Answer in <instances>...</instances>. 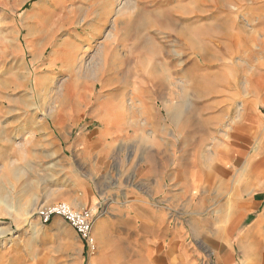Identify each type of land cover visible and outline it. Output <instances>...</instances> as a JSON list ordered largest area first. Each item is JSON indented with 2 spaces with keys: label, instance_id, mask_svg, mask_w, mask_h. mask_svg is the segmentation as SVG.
Listing matches in <instances>:
<instances>
[{
  "label": "crops",
  "instance_id": "1",
  "mask_svg": "<svg viewBox=\"0 0 264 264\" xmlns=\"http://www.w3.org/2000/svg\"><path fill=\"white\" fill-rule=\"evenodd\" d=\"M84 1L83 21L93 16V26L100 29L92 31L100 32V17L109 18L108 3ZM253 6L252 30L245 29L243 21L220 23L226 47L232 48L233 38L236 42L234 66L224 72L230 80L210 94L191 84V100L208 101L191 113V161L175 160L173 152L166 162L134 163L133 177L104 176L111 153H123L125 145L136 154L145 149L160 156L164 152L163 130L148 133L146 109L125 127H107L112 110L103 103L92 105L85 110L89 117L84 125H90L74 140H66V148L58 145L59 138L45 122L32 116L27 128L0 123V168L18 171V183L31 187L33 203L67 201L95 213L98 253L90 264H264V6ZM111 32L115 36V29ZM250 36H257L258 49H246ZM31 45L36 58L41 50L34 52L36 45ZM96 120L100 130L92 127ZM37 127H43L39 136ZM126 128L134 130L125 133ZM16 135L22 138L20 144ZM36 217L59 231V216L47 224ZM71 228V237L80 241L81 253L86 252ZM36 249V257L2 264H83L79 257L59 263L51 257L49 242Z\"/></svg>",
  "mask_w": 264,
  "mask_h": 264
},
{
  "label": "rangeland",
  "instance_id": "2",
  "mask_svg": "<svg viewBox=\"0 0 264 264\" xmlns=\"http://www.w3.org/2000/svg\"><path fill=\"white\" fill-rule=\"evenodd\" d=\"M84 2L0 0V123L27 128L32 116L45 122L59 138L58 145L66 148L87 128L85 110L92 105L103 103L112 110L107 127H125L146 109L148 133L163 130L164 152L160 156L145 149L136 154L125 145L123 153H111L104 176L133 177L131 168L139 162H166L173 157L191 161V113L208 102L191 100V84L198 92L210 94L219 91L212 89L217 84L230 80L224 72L234 66L236 42L233 38L232 48L226 47L220 23L243 21L245 29L252 30V6H264V0H122L124 17L118 14L119 0H115L113 6L109 2V18L100 17V32L92 31L100 29L93 26V16L83 21ZM158 12L169 15L174 24L161 28L152 17ZM117 18L114 36L110 33ZM176 27L186 36L175 32ZM67 41L74 44L69 53L74 62L69 65L57 59ZM249 41L246 49H258L257 36ZM31 44L36 45L34 52L41 50L38 59ZM261 45L264 49V42ZM94 123L92 127L100 130V120ZM36 129L39 136L43 127ZM126 129L125 133L134 130ZM14 140L22 142L17 135ZM18 181V171L0 168V264L21 256L36 257L37 244L43 242L51 244V257L59 263L79 257L88 264L98 249L93 255L81 253L80 241L71 237L72 226L62 217L59 231L42 225L36 213L49 204L33 203L31 187Z\"/></svg>",
  "mask_w": 264,
  "mask_h": 264
},
{
  "label": "built area",
  "instance_id": "3",
  "mask_svg": "<svg viewBox=\"0 0 264 264\" xmlns=\"http://www.w3.org/2000/svg\"><path fill=\"white\" fill-rule=\"evenodd\" d=\"M36 214L44 224L50 223L55 216L62 217L82 239L88 253L90 255L96 253L98 245L93 233L95 214L91 208H75L66 201H58L39 207Z\"/></svg>",
  "mask_w": 264,
  "mask_h": 264
},
{
  "label": "bare ground",
  "instance_id": "4",
  "mask_svg": "<svg viewBox=\"0 0 264 264\" xmlns=\"http://www.w3.org/2000/svg\"><path fill=\"white\" fill-rule=\"evenodd\" d=\"M52 1H54V0H52ZM114 1L115 0H106V4L108 3L107 5L109 6V2H110L113 6ZM51 3L53 4L55 2H51ZM125 11H126L125 3L122 2V0H119L118 14L123 15V17H124ZM154 16H155L156 20L159 22L158 24L161 28L170 27L171 25L174 24V20L171 17H169V15L163 14V12H158V13L152 14V17H154ZM137 21H139V20H137ZM118 22H119V19L117 18L115 20L114 29H117L116 26H117ZM131 23H133V22L131 21ZM174 31L177 32L178 34L182 33L178 30L177 27L175 28ZM182 35L186 36L184 33H182ZM188 46H189V42H188ZM72 48H73V46H71V43L69 42L67 48H63L61 51H59V53L57 54V59H59L61 61V63L65 64V65H69L70 62H74L73 58L69 55Z\"/></svg>",
  "mask_w": 264,
  "mask_h": 264
}]
</instances>
